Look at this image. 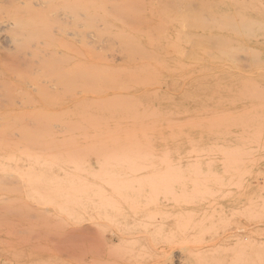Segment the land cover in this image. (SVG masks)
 <instances>
[{"label":"rangeland","instance_id":"obj_1","mask_svg":"<svg viewBox=\"0 0 264 264\" xmlns=\"http://www.w3.org/2000/svg\"><path fill=\"white\" fill-rule=\"evenodd\" d=\"M5 3L0 152L88 167H0V264H264V0ZM104 138L142 167H97Z\"/></svg>","mask_w":264,"mask_h":264},{"label":"bare ground","instance_id":"obj_2","mask_svg":"<svg viewBox=\"0 0 264 264\" xmlns=\"http://www.w3.org/2000/svg\"><path fill=\"white\" fill-rule=\"evenodd\" d=\"M9 1H12V0H4L5 5L8 3H10ZM46 0H13V2H11L9 5H12L15 7V8H18L20 7L21 5L23 7H26L28 4H34L35 6H38L39 5V2H44ZM181 1V0H180ZM8 2V3H7ZM2 3V1H1ZM51 3V2H50ZM186 3V2H184ZM190 3V2H189ZM32 4V5H33ZM46 4V3H45ZM48 4V3H47ZM8 5V6H9ZM12 6V7H13ZM11 7V6H10ZM185 7V6H184ZM183 7V8H184ZM185 9V8H184ZM188 10V9H186ZM196 10V9H195ZM51 12V11H50ZM185 12V11H184ZM52 13V12H51ZM50 13V14H51ZM64 13V12H63ZM186 13H189L188 11ZM161 14V13H160ZM189 14H192L191 12ZM194 14V12H193ZM200 14V13H199ZM197 15V14H196ZM203 15V14H202ZM50 16V15H48ZM65 16V15H63ZM24 17V16H23ZM193 17V16H191ZM42 18V17H41ZM46 18H47V15H46ZM135 18V17H134ZM185 18V17H184ZM44 19V22H45V17H43ZM64 19V18H63ZM62 19V20H63ZM70 19V18H68ZM186 19V18H185ZM192 19V18H191ZM195 19V18H194ZM142 20V19H141ZM173 20V19H172ZM183 20V19H182ZM49 21V20H48ZM71 21V20H70ZM66 22V20H65ZM136 22V21H135ZM182 22V21H181ZM23 20L20 19V18H15V20L13 21H8L6 25L8 26H21V27H24L26 26L25 24H23ZM32 23V22H31ZM57 23V22H55ZM62 23V22H61ZM221 23V22H220ZM52 24V23H51ZM62 25V24H61ZM140 25V24H139ZM7 26V27H8ZM154 27V26H153ZM183 27V26H182ZM14 28V27H13ZM16 28V27H15ZM195 28V27H194ZM8 29V28H7ZM58 30V29H57ZM61 30V29H60ZM79 31V30H78ZM151 31V30H150ZM17 32H15L16 34ZM69 33V32H68ZM72 33V32H71ZM152 33V32H151ZM186 33V32H185ZM20 34V33H18ZM64 34V32H63ZM75 34V33H74ZM73 35V34H72ZM78 35V34H77ZM80 35V34H79ZM153 35V34H152ZM160 35V34H159ZM157 36V35H156ZM73 37V36H72ZM159 37V36H158ZM161 37V36H160ZM153 39H156V38H153ZM158 40V39H157ZM209 40V39H207ZM220 41V40H219ZM150 42V41H149ZM209 42V41H207ZM219 43V42H218ZM78 44V43H77ZM155 44V43H154ZM175 44V43H174ZM220 44V43H219ZM57 45V44H56ZM151 45V44H150ZM153 45V44H152ZM172 45V44H171ZM188 45V44H186ZM222 45V44H221ZM79 46V44H78ZM174 46V45H173ZM190 46V45H189ZM55 47H58L57 51L59 52V54H63L65 55L70 53L69 49L68 48H64L62 47V45L60 44L59 46H55ZM193 47V46H191ZM196 47V46H195ZM207 47V46H206ZM79 48V47H76V49ZM75 49V50H76ZM167 49V48H166ZM79 50V49H78ZM165 50V49H164ZM169 50V48H168ZM56 51V52H57ZM210 51V50H209ZM80 52V50L78 51V53ZM86 54V53H85ZM219 54V53H218ZM166 55V54H165ZM188 55V54H187ZM80 56V55H79ZM77 56L76 57V62L74 64H68V72H69V75H73L72 77L74 78H78L80 73L83 72V70L85 71V69H88L87 65L84 64V62L82 61V59ZM86 56L89 57V55L87 54ZM188 58V57H187ZM185 60V59H184ZM90 62V61H88ZM97 66V65H96ZM92 66L89 67V69H91L92 71H95L94 68H91ZM109 68V67H108ZM87 70V71H91V70ZM66 71V72H67ZM86 71V72H87ZM90 72V73H93V72ZM97 71V70H96ZM95 71V74H99L101 71L99 72H96ZM109 71V70H108ZM107 72V71H106ZM113 72V70L111 71ZM102 73V72H101ZM110 73V72H109ZM89 74V72H88ZM100 75V74H99ZM94 77V75H92ZM70 77V76H68ZM97 78L99 76H96ZM113 77V76H112ZM108 79V77H105ZM114 79V77H113ZM110 81V80H109ZM186 83V82H185ZM116 86V85H115ZM1 93V92H0ZM78 93L77 95H75L74 97L71 96L72 98L76 99L77 101H79V97H78ZM80 96V95H79ZM47 98V97H45ZM45 98L41 99L40 100V103L41 105H44L46 103L45 101ZM84 98V97H83ZM99 99H101L99 97ZM42 108H44L42 106ZM49 111V110H48ZM45 112L46 116L47 115H53L55 113H53L51 111L50 112ZM56 112V111H55ZM126 114V113H125ZM126 116V115H125ZM74 125V124H73ZM118 129V128H117ZM73 130V129H72ZM127 140V139H126ZM64 142V141H63ZM72 142V141H71ZM44 143V142H43ZM46 143V141H45ZM93 145H96V146H103L105 147V149H101V150H93L94 153H95V157H96V165L97 167H142V165H140V163H142L140 160H142V157H143V152L141 151V149H136V148H139V147H134L130 149V151L132 152H127L125 151L123 148H122V151L121 150V146H120V143H115L111 140H109L108 138H104V139H100L97 143L93 144ZM126 148L129 147L125 144ZM130 148V147H129ZM5 150H9V151H5ZM4 152H0V167H88L87 164L84 160V153H80V154H72L70 152H64V151H59L58 153H55V152H52V150H43L42 152L40 151V153L36 154V153H33L32 151H24L22 149H17L16 147L14 148H5ZM39 152V151H38ZM76 153V152H75ZM224 154V153H223ZM169 165V164H168ZM167 167H170V166H167ZM195 181V180H194ZM136 220H134L135 222ZM156 221V220H155ZM162 222L160 223L161 226L165 227L167 226L165 222H163V220H161ZM104 223V222H103ZM91 224L94 225V227H97L99 228V226L102 225V223H100V221L98 220H92L91 221ZM108 225V224H107ZM84 228V227H83ZM83 228L81 230H83ZM188 228V226H187ZM87 229V228H86ZM73 230V229H72ZM90 230V229H89ZM71 232V231H70ZM77 232V231H75ZM89 233L91 231H88ZM81 235V233H80ZM83 236V234H82ZM81 236V237H82ZM137 236V235H136ZM79 237V238H81ZM84 237V236H83ZM130 237V236H129ZM133 237V236H132ZM231 236H225V237H220L218 238L219 242H226L229 240ZM70 238H71V234H70ZM128 236H127V233L124 232V231H115V232H110V235L108 237L107 240H105V242L107 244H113L115 242H118V243H122L123 241L127 240ZM94 239V238H93ZM73 242H74V239H72ZM77 240V239H76ZM71 241V240H69ZM76 243V242H75ZM68 244V243H67ZM97 244V243H96ZM192 244V243H191ZM194 244H199V240L194 242ZM193 244V245H194ZM209 245V244H208ZM67 246V245H66ZM183 246V245H182ZM189 246V245H187ZM198 247V246H197ZM169 248V247H168ZM167 248V249H168ZM69 249V248H68ZM170 249V248H169ZM179 250V248H178ZM160 251V250H159ZM69 252V251H68ZM182 253V252H181ZM91 255V254H90ZM94 255V254H93ZM92 255V256H93ZM183 255V254H181ZM167 257V256H166ZM183 259L184 256H183ZM1 262H4V260L2 259Z\"/></svg>","mask_w":264,"mask_h":264}]
</instances>
